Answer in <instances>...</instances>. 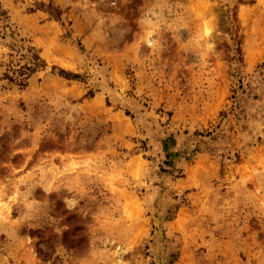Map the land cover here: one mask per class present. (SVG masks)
I'll list each match as a JSON object with an SVG mask.
<instances>
[{"label":"rangeland","instance_id":"374dc122","mask_svg":"<svg viewBox=\"0 0 264 264\" xmlns=\"http://www.w3.org/2000/svg\"><path fill=\"white\" fill-rule=\"evenodd\" d=\"M0 264H264V0H0Z\"/></svg>","mask_w":264,"mask_h":264},{"label":"trees","instance_id":"16d2710c","mask_svg":"<svg viewBox=\"0 0 264 264\" xmlns=\"http://www.w3.org/2000/svg\"><path fill=\"white\" fill-rule=\"evenodd\" d=\"M26 71L27 72H33L34 71V69H30V68H26ZM64 73V72H63ZM23 75H25V73H23V74H21V77L23 76ZM22 83V82H21ZM21 86H25V85H23V84H20Z\"/></svg>","mask_w":264,"mask_h":264}]
</instances>
